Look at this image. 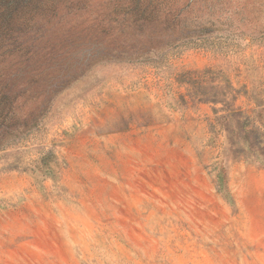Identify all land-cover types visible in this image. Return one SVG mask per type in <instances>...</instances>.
<instances>
[{
    "label": "rangeland",
    "instance_id": "1",
    "mask_svg": "<svg viewBox=\"0 0 264 264\" xmlns=\"http://www.w3.org/2000/svg\"><path fill=\"white\" fill-rule=\"evenodd\" d=\"M215 1L231 29L131 61L127 0L62 5L0 137V264H264V0Z\"/></svg>",
    "mask_w": 264,
    "mask_h": 264
},
{
    "label": "trees",
    "instance_id": "2",
    "mask_svg": "<svg viewBox=\"0 0 264 264\" xmlns=\"http://www.w3.org/2000/svg\"><path fill=\"white\" fill-rule=\"evenodd\" d=\"M73 1L0 0V137L19 124L15 119L17 101L24 99L28 85H35L33 78L42 76L48 65L58 61L60 55L50 57L47 53L58 45L49 36L65 17L62 5ZM248 3H242L235 13L245 12ZM121 11L122 18L114 19L118 30L105 40L111 47L101 49V54L110 59L147 58L184 41L203 40L222 31L224 25L229 29L233 25L214 15L215 0H127ZM70 13L68 9L66 14ZM252 20L242 19L243 29L238 30L257 32ZM89 43L78 48L98 50L97 41ZM63 46L59 43V48Z\"/></svg>",
    "mask_w": 264,
    "mask_h": 264
}]
</instances>
